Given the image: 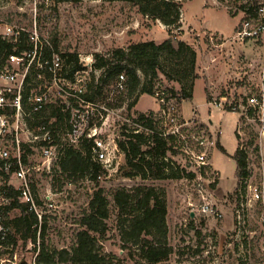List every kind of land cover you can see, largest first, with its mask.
<instances>
[{
    "label": "rangeland",
    "instance_id": "rangeland-1",
    "mask_svg": "<svg viewBox=\"0 0 264 264\" xmlns=\"http://www.w3.org/2000/svg\"><path fill=\"white\" fill-rule=\"evenodd\" d=\"M181 2L178 24L169 25L159 18L154 20L141 13L136 5L124 0H0V21L3 24L28 32L36 28L42 41L48 44L57 41L60 52L78 53L85 69L78 71L76 78H82L86 85L93 72L97 77L102 73L101 70L92 69L90 65L95 61V53H107L116 48L128 49L131 44L139 41L162 42L169 37L175 39V45L178 39L189 43L195 50V55L188 52H168L162 57L171 78L161 73V79L156 80L158 83L155 92L166 91L169 96H173V93L178 95L186 75L188 78L194 76L192 98L182 99L176 96L179 119L189 125L184 127V138L181 137L186 143L183 141L179 152L176 155L170 154V157L180 167L185 166L187 171L196 173L193 178L155 180L150 177H125L120 171L125 163L124 154L121 152V164L111 176L104 171L98 181L86 176L73 182L66 181L63 187L58 189L53 185V173L43 162L40 144L34 147L27 145V165L33 167L28 176L37 198H43L44 206H41V210L42 220L45 221L46 218V230L38 232L36 243L20 240L16 246L7 244L6 248L0 251V264H38L41 242L51 248L71 249L76 242L78 231L82 228L78 220L99 187L105 189L111 201L112 192L117 187H133L142 183L163 189L167 199L168 241L173 252L168 260L157 264H244L237 255L239 249L234 237L232 205L234 192L238 190V166L234 155L240 142L259 144V137L256 127L245 125L240 113L232 112L226 107H218L210 101L215 98L220 100L223 96L233 103L246 102V98L250 96H256L260 100L264 98V41L237 39V29L247 15L242 10H237V3L234 1ZM252 3L256 4V0ZM2 31L3 27L0 28V32ZM218 34L222 35L223 39H220ZM212 35L214 39H211ZM9 65L19 72V78L28 67L23 66L22 62L19 64L9 61ZM38 79L44 81L33 92L45 90L48 84L47 78L39 75ZM64 83L68 85L67 82ZM109 87L112 89L111 98L121 94L122 88L117 86V90L116 85ZM68 96L72 97L52 89L45 104L60 102V99L65 102ZM124 98L125 103L122 106L108 109L107 115L102 119V137L111 135L118 142L123 138V131H142L150 134L151 130L134 121L137 114L153 111L157 118L161 117V105L156 93L142 94L130 109L129 103L135 100V96L127 98L125 95ZM76 102L79 103L77 107L83 110L80 101L77 99ZM100 107L105 108L104 104ZM88 116L97 118L99 115L94 113V107H91ZM77 119L82 121L81 118ZM157 122L158 130H164L163 122ZM241 123L244 125L240 138L237 136V128ZM203 137L208 141L215 140V144L210 145L208 150V159L212 165L207 166L206 170L217 171L218 185L215 194L220 198L224 209L221 219L203 215V185L210 180L208 174L203 175V165L190 158L185 151L190 147L200 153L203 150L200 143ZM24 138L26 140V137ZM66 141L68 142V139L65 134L62 142ZM218 141L224 150L218 146ZM260 153H264V144L253 152L254 155ZM55 156L57 155H54L51 166L56 160ZM34 166L40 169H34ZM8 182L17 187L21 185V181L14 175L9 176ZM225 200L230 202L224 204ZM16 213V210L11 211L8 216H14ZM108 224L109 230L104 239H99V244L104 252H111L116 257H107L105 264H148L140 258H130L127 249L121 247L115 213ZM258 264H264V261Z\"/></svg>",
    "mask_w": 264,
    "mask_h": 264
},
{
    "label": "trees",
    "instance_id": "trees-1",
    "mask_svg": "<svg viewBox=\"0 0 264 264\" xmlns=\"http://www.w3.org/2000/svg\"><path fill=\"white\" fill-rule=\"evenodd\" d=\"M124 1L133 3L141 13L154 20L159 18L169 25L179 22L182 0ZM29 34L30 32L26 30H20L15 39L13 35L0 32V71L9 65L11 55L26 56V58L33 56L31 53L35 47ZM174 41L175 39L172 37L166 38L162 42L139 41L131 44L128 49L116 48L107 53H95V61L91 67L94 70H101L102 73L97 77L93 72L85 90L78 94V97L85 103H90L91 107H94V113L99 115L97 118H89L90 125H101L108 109L120 107L125 103V95L127 98L135 96V100L129 103L128 108L130 109L142 94H154L156 83H158L156 80L161 79L159 78L161 73L171 78L170 72L166 70V64L162 60L166 53L188 52L195 55V50L189 43L178 39L175 45ZM59 53L63 59L64 75L69 80L75 79V72L85 69L80 62L78 53L60 52L57 41L54 44L43 42L38 46L24 79L22 101L25 111L31 112L27 118L28 125L38 133L49 131L53 142L47 140L43 143L47 146L57 144L58 148L60 147L51 173L54 175L53 185L61 189L66 181L73 182V180L86 176L98 181V176L105 170L95 159L92 139L82 137L78 146L69 145L67 141L62 142L63 137L71 128L72 107L79 105L75 97L68 96L65 102L60 99V102L47 103L41 109L32 111L34 107L31 100L33 95L43 91L33 92L44 81V79H38V76L47 79L50 77L48 72L40 67V64L51 60L54 54ZM26 54L31 55L27 56ZM27 62L28 60L25 61V65ZM121 75L124 76L122 81L124 88L122 91L120 90L121 94L116 98H111L112 89L109 86L116 85L115 88L119 90L118 84ZM188 77L186 75V78L182 80L183 87L180 94H174V88H172L173 96H179L182 99L192 98L194 76ZM206 93L210 99L207 90ZM101 104H104L105 108L102 109ZM6 112L11 114L10 111L6 110ZM137 115L134 121L140 122L146 129L151 130V133L122 132L123 138L118 140L120 151L125 157V163L120 168L122 175L129 178L140 176L147 179L150 177L155 180L195 177V172L187 171L185 166L180 167L170 157V154L176 155L179 152V147H183V143L186 141L180 135H163L162 130H158L156 126L157 121L161 120L155 116L153 111L139 112ZM125 128L128 129L127 124H125ZM237 136L239 137L238 133ZM177 146L178 148H175ZM218 146L224 150L219 141ZM234 158L237 161L239 182L246 175V155L238 148ZM201 170L203 171V169ZM203 173L205 174V171ZM9 176L10 174H7V179ZM213 185L216 186L215 183ZM18 193L14 184L9 183L7 196L10 198V203L0 208L3 224L8 228L3 243L13 246H16L20 240L36 243L38 232L42 233L46 230V218L41 222L29 206L19 201ZM112 197L113 199L110 201L105 189L99 187L78 220L82 228L78 231L76 242L72 248H51L45 242H41L38 264H105L107 257L115 258L113 253L104 252L99 244V239H104V235L109 230L108 221L114 213L120 231L121 247L127 249V255L130 258H140L148 264H157L168 260L173 248L168 241V206L163 189L144 183L133 187L120 186L113 190ZM14 210L17 213L14 216H8Z\"/></svg>",
    "mask_w": 264,
    "mask_h": 264
},
{
    "label": "built area",
    "instance_id": "built-area-1",
    "mask_svg": "<svg viewBox=\"0 0 264 264\" xmlns=\"http://www.w3.org/2000/svg\"><path fill=\"white\" fill-rule=\"evenodd\" d=\"M230 1L236 2L237 10H242L247 15L237 29V39L242 41L262 39L264 41V0H256V4L252 3L253 0H227V2ZM1 27H3V33L13 35L15 39L20 33V29H16L9 24H3L0 21ZM29 36L35 47L31 54L35 56L38 46L43 44L44 41L41 40L36 28L30 32ZM219 38L223 39V36L219 35ZM211 39H214L213 35ZM33 56L31 58L17 55L10 56L9 61L11 63L17 62L20 64L22 62L23 66H28L21 78L18 76L19 72L11 68L10 65L5 66L0 71V208L10 203V198L7 196L9 182L6 176L7 174L14 175L21 181L20 186H15L19 192L20 202L29 206L30 210L34 211L42 222L41 206H44L43 198H37L36 192L30 183L28 172L33 167L27 165L29 156L25 155V148L27 145L34 147L40 144L39 147L42 148L44 156L43 162L51 170L53 157L57 155L56 150L58 152V145H45L44 141L53 142L49 131L38 133L28 125L27 118L31 115V112H26L24 109L22 90ZM27 60L28 62L25 65ZM40 67L44 68L50 77L45 90L33 95L31 99L34 103L32 111L43 107L52 89L62 95L67 94L78 99L84 109L81 110L77 106L72 107L71 128L66 134L68 143L78 145L82 137L92 139L95 159L100 162L105 172H108V175L111 176L114 171L118 170L122 154L116 138L111 135H108L107 138L100 135L103 128L102 124L99 126L90 125L88 113L91 104L85 103L83 99L78 97V94L82 93L87 85L82 82V78H76L78 71L74 74L75 79L69 80L64 75L63 59L59 54H54L51 60L44 61L43 64H40ZM123 80L124 76L121 75L118 86L122 89L124 88ZM64 82H67L68 85ZM155 93L161 105V117L159 119L165 127L161 133L165 136L175 134L184 138L183 129L189 124L179 119L180 113L176 97L169 96L166 91H156ZM210 102L218 107L224 109L226 107L232 112L240 113L243 120H245L244 124L253 125L257 130L259 144H247L244 141L239 143L240 150L246 155V175L238 182V190L234 192L235 199L232 205V214L235 227V243L239 249V252H237L239 260L244 264L253 262L258 264V262L264 261V153L254 155L253 152H256V149L264 144V98L260 100L256 96H250L246 98V102L233 103L228 101L226 96H223L220 100L215 98ZM88 107L90 108L88 109ZM6 110L10 111L11 114ZM77 118H81L82 121L80 122ZM243 125L241 123L237 128L240 138ZM39 129L42 130L41 127ZM24 137H26V140ZM205 139L203 137L200 142L203 147L200 153L190 147L185 151L190 158L203 165V171H205L203 175L208 174L207 177L210 180L203 185V215L221 219L224 216V209L220 198H217L215 194V188L218 185L217 171L206 170L207 166L212 165V162L208 159V150L210 145L215 144V140L210 139L208 141L206 139V141ZM34 169L39 170L40 167L34 166ZM101 177V175L98 176V178ZM214 183L216 186L213 185ZM228 201L225 200L223 203L226 204ZM7 229L3 224L0 212V251L7 246L3 243V240L6 239Z\"/></svg>",
    "mask_w": 264,
    "mask_h": 264
}]
</instances>
